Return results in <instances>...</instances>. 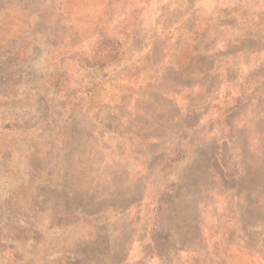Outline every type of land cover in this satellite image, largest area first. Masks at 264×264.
I'll return each instance as SVG.
<instances>
[{"label":"rangeland","instance_id":"obj_1","mask_svg":"<svg viewBox=\"0 0 264 264\" xmlns=\"http://www.w3.org/2000/svg\"><path fill=\"white\" fill-rule=\"evenodd\" d=\"M0 264H264V0H0Z\"/></svg>","mask_w":264,"mask_h":264}]
</instances>
